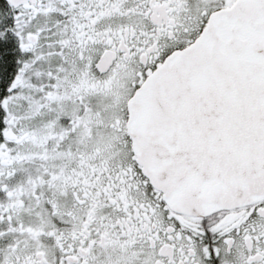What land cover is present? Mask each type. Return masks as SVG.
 <instances>
[{"label":"snow or ice","instance_id":"1","mask_svg":"<svg viewBox=\"0 0 264 264\" xmlns=\"http://www.w3.org/2000/svg\"><path fill=\"white\" fill-rule=\"evenodd\" d=\"M0 264H264V0H0Z\"/></svg>","mask_w":264,"mask_h":264}]
</instances>
